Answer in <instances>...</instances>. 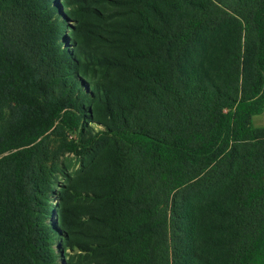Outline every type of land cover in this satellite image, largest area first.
Listing matches in <instances>:
<instances>
[{"label": "rangeland", "instance_id": "374dc122", "mask_svg": "<svg viewBox=\"0 0 264 264\" xmlns=\"http://www.w3.org/2000/svg\"><path fill=\"white\" fill-rule=\"evenodd\" d=\"M65 2L53 0L48 6L55 24L51 44L59 54L55 63L67 62V70L56 72L57 77L50 74L41 89L25 83L21 86L23 98H33L45 120L34 130L47 129L33 141L39 146L36 169L44 177V185L36 196L41 208L38 218L52 230L53 239L48 242L57 264H110V222L116 208L109 195L117 176L118 141L109 136L86 154L73 150H79L78 146L91 136L114 129L119 122L152 136H164L169 124L178 126V116L177 122L164 118L166 99L157 100L152 85L156 82L163 87L170 80L178 84L180 95L190 91L187 85H191L193 58L207 91L235 98L251 77L255 47L252 40L245 45L242 25L233 19L207 41L171 53L168 47L140 41L133 34V26L140 22L138 0ZM146 9L162 29H173L184 19L218 12L206 0H158L152 9ZM5 44L0 36V53L6 52ZM132 62L140 67L150 66L148 82L132 77L128 71ZM7 68L3 59L0 69ZM2 84L0 81V158L32 140L35 133L31 137L24 128L37 126L24 111L22 97L9 99ZM74 115L81 120L78 128L69 127L65 125L67 120H62ZM251 122L256 128L264 127V109ZM261 150L255 147L251 151L256 154ZM247 151V146L239 148L238 159ZM235 164L221 186L212 191L206 202L199 203L207 211L197 220L202 223L197 232L196 253L203 264H231L228 248L237 240L234 227L239 192ZM136 172L134 197L139 204L135 207L145 215L146 225L154 229L147 238L151 259L148 263L171 264L163 225L169 226V213L174 206L180 218L186 213L191 215V196L195 193L184 187L173 193L171 203V196L168 200L145 170L137 167ZM192 204L197 206L194 199Z\"/></svg>", "mask_w": 264, "mask_h": 264}, {"label": "trees", "instance_id": "16d2710c", "mask_svg": "<svg viewBox=\"0 0 264 264\" xmlns=\"http://www.w3.org/2000/svg\"><path fill=\"white\" fill-rule=\"evenodd\" d=\"M156 1L137 2L140 22L132 28L137 39L164 45L171 53L180 52L201 40L207 41L229 20L236 19L242 25L245 45L250 40L254 43L252 73L240 95L232 98L206 90L193 58L191 85H187L190 91L180 95L178 84L170 80L163 87L156 82L152 85L156 99H166L164 118L177 122L178 116V126L169 124L164 136H152L119 122L114 129L91 136L78 146L79 150H73L86 154L109 136L118 141L117 176L109 195L116 208L110 222V264H149L151 260L147 238L154 229L146 225L145 215L135 207L139 204L134 197L137 167L146 171L168 200L171 196V203L173 193L184 187L195 193L191 197L197 206L191 199V215L186 213L180 218L176 206L170 211L169 226L163 225V240L171 264H203L196 253L202 223L197 220L207 211L199 203L221 186L236 161L237 240L229 244L230 262L264 264V127L256 128L251 122L264 109V0H206L218 12L184 19L173 29L158 28V21L150 18L146 8L152 9ZM49 2L53 0H0V36L6 43L0 64L4 59L9 66L8 70L0 69L1 89L9 99L21 96L24 111L37 124L24 128L31 137L35 133L32 140L0 158V264H57L48 242L53 239L52 230L39 220L41 208L36 200L44 177L36 169L39 146L33 141L47 129L34 130L41 126V120L45 122L40 117L41 108L33 98H23L21 93L24 83L41 89L50 74L57 77L56 72L67 70L69 65L55 63L59 54L51 44L55 24L49 15ZM133 62L129 73L148 82L150 66L140 67ZM77 111L80 113V109ZM62 120L74 128L81 121L75 115ZM244 146L248 151L238 159L237 151ZM255 147L262 148L261 152L253 153Z\"/></svg>", "mask_w": 264, "mask_h": 264}]
</instances>
